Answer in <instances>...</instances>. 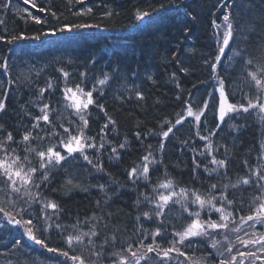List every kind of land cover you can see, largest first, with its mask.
<instances>
[{
    "label": "trees",
    "instance_id": "obj_1",
    "mask_svg": "<svg viewBox=\"0 0 264 264\" xmlns=\"http://www.w3.org/2000/svg\"><path fill=\"white\" fill-rule=\"evenodd\" d=\"M6 3L9 0H0V21H3L0 37H4L0 39V63L5 58L8 63L7 70L0 68V100L5 104L0 111V135L5 140L12 133L13 141H6L7 155L27 156L30 166L38 168L39 157L25 148L39 151L55 146L65 154L59 140L66 134L59 125L76 134L82 124L64 95L65 88L75 89L76 85L93 92L94 103L83 113L88 120L84 131L86 136L94 138L91 142L97 147L85 150L92 164L75 153L62 161V166L51 169L47 181L41 182L37 172L34 179L41 187L27 185L32 194L39 193L31 207L0 176V207L16 219H21V215L23 219H32L34 231L49 247L82 255L88 264L93 260L101 264L91 255L88 237L73 251L64 241L66 235L88 232L95 225L99 235L92 239L97 249L109 239L103 259V264H109L116 257L108 253L126 248L128 243H133L136 250L141 239L145 244L151 243L152 237L144 239V236L157 227L162 228L157 242L169 247V242L175 239L173 232L182 231L195 219L175 203L166 208L163 225L157 226L153 219L142 215L154 208L144 197L155 199L153 188L165 179H172L176 189L195 190L205 197L211 185L217 184V189L211 190L218 198L214 203L220 205V193L226 191L228 198L235 201L233 205L224 204L233 220L252 214L251 210L259 202L253 203V198L260 195V190L254 186L256 178L251 173L264 172V167H259L264 166V124L254 111L242 112L223 122L219 120L220 98L211 69L218 50V29L213 22L223 25V16L231 12L234 27L244 25L217 65L216 76L224 80L229 102L246 104L242 92L249 93L250 97L260 94L247 77V71L255 70L256 63H264V0H73L71 4L68 0H36V8L24 0H10V7L5 9ZM39 8L45 11L40 12ZM88 8L92 12L84 14ZM137 11H149L150 16L144 22L137 21ZM28 12L42 23L36 24L28 18ZM108 12L112 15L107 16ZM81 23L99 27L42 35L49 29ZM13 35H40V39L8 43ZM234 50L241 51L242 55L233 56ZM245 58H252L253 65L246 67ZM104 74L110 79L100 85L98 81ZM41 89L45 90L43 95ZM137 91L143 99L137 98ZM204 101L209 106L199 124L187 119L173 129L169 138L160 135L175 125L177 114L184 116L188 104L199 110ZM44 104L49 105L52 124L40 121V126L33 128L34 118L41 115ZM99 105H103V111ZM29 131L34 139L22 142L23 135ZM53 131L59 135H53ZM201 136L208 139L202 140ZM161 142L164 143L162 151ZM101 143L103 148H99ZM121 144L125 147L121 148ZM149 152L152 153L149 159L155 160L149 165V178H130L128 173L133 167L141 166L142 157ZM213 157L225 160L226 165L212 164ZM94 164L102 165L103 170L93 167ZM250 176L252 186L240 183L232 187ZM69 178L80 187L67 190ZM225 184L229 186L227 189L223 188ZM46 201L55 202L58 210L42 211ZM186 203L193 205L190 200ZM190 206L189 211L193 212ZM21 208L28 211L17 215ZM208 214L203 211L201 220L211 217L219 221V214ZM45 216L51 217L47 224L52 226L47 231H44ZM6 219L0 213V264H72L59 253L29 241L22 228L11 226ZM56 224L61 227L57 228ZM112 235L116 236L114 245ZM17 240L21 241L19 247L14 244ZM192 241L191 246H181L186 256L219 264L205 241L196 238Z\"/></svg>",
    "mask_w": 264,
    "mask_h": 264
},
{
    "label": "snow or ice",
    "instance_id": "obj_2",
    "mask_svg": "<svg viewBox=\"0 0 264 264\" xmlns=\"http://www.w3.org/2000/svg\"><path fill=\"white\" fill-rule=\"evenodd\" d=\"M68 2L71 4L73 3V0H68ZM76 2H81V0H76ZM25 4L31 3L32 8H36V0H24ZM225 7H228L227 4L224 5ZM10 7V0L9 3L4 4V8L7 9ZM161 8L164 7L162 4L160 6ZM40 12H44V8H39ZM51 12V15L53 17H57V14L55 12H52L50 9L48 10ZM153 11H158V9H153ZM92 12L91 8H88L84 14H89ZM79 15L80 13H76ZM107 16H111L112 13L108 12L106 13ZM28 18L33 20L36 24L42 23V21L32 15L31 12L27 13ZM150 16L149 11H137L136 12V20L137 21H143L146 17ZM0 23H3V21H0ZM214 27L217 29H220L223 27V33L222 36L218 39V50L217 54L215 56V63L211 64V69L213 74L215 75L217 65L221 63L222 57L226 55V49L230 48V41L234 40V35L239 36L241 31L244 28V25H240L239 28L234 27V17L232 16L231 12L226 13L223 16V25L216 24L213 22ZM91 27H99V25H90V24H73L71 26L68 25H62L59 28L56 29H49L46 32H43L42 35H53L55 36L57 32L64 33V32H72L73 30H79V29H85V28H91ZM249 30L251 29V26H249ZM219 35V34H218ZM0 39H4V37H0ZM26 39H33V40H39L40 35H34V36H25V35H13L10 39L7 40L8 43H14L19 40H26ZM241 51H233V56H241ZM262 56H264V51H262ZM229 60L232 59V57H228ZM207 63V61H206ZM244 63L246 67L252 66L254 61L252 58H245ZM0 68H3L7 70L8 63L7 58H5L3 63H0ZM186 71V70H184ZM83 75V74H82ZM64 76L67 77L68 73L65 72ZM247 77H250L251 81L254 82V85L256 86L257 92L260 93L259 95H255L254 97H250L249 93H243L242 95L244 99L246 100L245 103H231L229 102L228 95L225 92L224 88V80L222 78L217 77L219 80V120L221 122L224 121L225 116L230 112H239L243 111L245 113H248L250 110H258V113L264 114V63H256L255 70L247 71ZM110 79V76L108 74H104V78L100 79L98 83L100 85H104L108 82ZM151 79V77H149ZM48 87H51V84L48 85ZM45 90L41 89V95H43V92ZM138 99H143V95L140 92L135 93ZM64 95L66 100H70L71 104L69 107H72L75 109L76 113L79 116V120L82 122L81 126L78 127L76 134H72L69 130V128H64L63 124H60L59 127L63 128L64 133L66 134L64 138L59 140V144L62 146V148L65 150V154H62L61 151H58L55 146H49L45 150H37L35 148L27 147L25 148L26 152H35L36 155L39 157V167L30 166L31 162L28 161V157H20L19 155H7V142L13 141L12 133H8L5 137L4 141H0V149H3L6 153V156L4 159H0V175H2L5 178V183L11 188V190L17 194H19L20 199L24 200L25 197H29L28 200H25V203L28 204L29 207H31V201L36 200L39 196V193L32 194L27 187V185H33L35 188L39 189L41 187V183H37L34 179L37 172H40V180L41 182H45L49 179V172L53 168H57L59 166H62L61 162L66 161L70 157H73V154L79 153L83 156V159L88 161V163L92 164V160L89 158V156L85 153V150L87 148H96L97 145L95 143H92L91 141L94 139L92 137H88L85 135V129L88 127V120L86 119L85 115L83 114L85 110L89 108L90 105L94 103L93 100V92L92 91H85L83 88H81L79 85H76L75 89L73 88H65ZM235 95V93H233ZM208 101H204L203 107L199 110H194L191 104H188L186 111L187 115L189 117H193L195 122L199 124L201 120V116L204 114V111L208 108ZM100 109L103 111V105H99ZM5 108V104L2 100H0V111H3ZM40 116L35 117L36 123L33 124V128H38L40 126L39 122L44 121L46 124H52V121L50 120V108L48 104H44L43 107L40 108ZM107 115V113H105ZM178 118L175 121V125H181L184 122V117L181 114H177ZM262 120H264V116L260 117ZM109 121L112 124H115V121L109 117ZM175 125H170L166 131H162L160 135L167 139L169 138L170 133H173V128ZM2 127V126H0ZM55 127V126H54ZM219 127V125H217ZM104 128H107V124L104 125ZM103 131V129H101ZM53 135H59V133H56L53 131ZM214 134V133H213ZM199 135V133H197ZM139 136V134H137ZM31 139H34L32 137L31 131L26 132L22 137V142L29 143ZM43 139V137H41ZM103 139V137H101ZM200 139L207 140L208 137L201 136ZM184 143H187L186 141ZM104 144L101 143L99 145V148H103ZM121 148L125 147V144L120 145ZM150 147V146H149ZM161 151L164 148V143L161 142L159 145ZM210 148V146H209ZM113 152H116V148L112 149ZM12 153H15V149H12ZM150 156H152V153L149 152L148 155H145L142 157V165L139 167H133L131 171L128 173L130 178H140L143 177L145 180L149 178L148 174L150 171L149 165L150 163L155 162L154 158L153 160H150ZM27 162V164L25 163ZM212 164L219 165L221 167H224L226 165L225 160H217L215 157L212 158L211 161ZM247 163V162H245ZM93 167H97L100 170H103V166L99 164H94ZM199 167V165H197ZM264 167V166H259ZM207 170V169H206ZM251 172V169H250ZM252 176L256 178L255 181V187L260 190V195L253 198V203L256 201H260L257 206H255L254 209L251 210L252 214L247 215V217H241L242 221H252V227L255 229L256 225H264V183H260L264 181V172L262 171H255L251 173ZM20 183V186H17V183ZM242 183L243 185L252 186L253 180L251 176L249 178H244L241 181H238L237 184L232 185L233 188L237 187L238 184ZM80 187L78 184H74L72 179H68L66 181V188L67 190H71L72 188ZM101 188H103V185H100ZM217 184L211 185V190L217 189ZM229 186L227 184L223 185L224 189H227ZM23 188V191H22ZM160 189H163L164 191H159ZM174 189V182L172 179H165L163 181H160L154 188L153 192L155 193V199H152L148 196H145L144 199L148 201L149 204H153L154 208L151 209V211H145L142 213V215L145 218L152 219L153 216L156 218L157 222L160 225H163L164 223V217H165V210L169 206L170 203L180 204L183 211L188 212L189 216L196 217L195 219H192L190 223L186 225V227L183 228L182 231H175L173 232V236L177 237L178 239H174L169 242V247H162L160 243L157 242L156 238L161 236L162 234V228L157 227L153 232L148 233L144 236V239H147L148 236L152 237V242L145 244L144 240L141 239L138 241V246L136 247V250H133V243H128L126 248H122L119 251H113L108 253L107 255L110 257H116L114 260H110L109 264H129V260L127 256L122 255V252H127L130 254V256L134 260V264H140V261L142 259H147L148 253H156L157 257L160 261H166L171 260L172 257L170 256V253H177L178 256H184L186 260H191V257H188L185 255V252L181 250L180 246H191L193 243L191 238L195 237H203L209 235V229L216 230L220 228H227V223L220 222L218 223L215 220H212L209 218L207 221H202L200 219V212H190L187 207V200L188 195L191 193V196L194 197V199L191 200L192 204H197L201 209L205 207V205H209L212 209L215 210V212L220 214V221H227L230 216H232L231 212H226V209L224 207V204L227 205H233L235 201L233 199L228 198V193L226 191H221L219 196L220 206L217 207L216 203L214 201H217V196L213 194V192L210 190L207 194V196H202L199 194L198 191L190 190L187 188H180L179 192H176ZM179 197V198H178ZM176 198V199H174ZM99 203V202H97ZM47 209H52L55 213L58 210V205L55 202L52 201H46L43 203L42 211H46ZM28 208H21L17 212V215H21L24 212H27ZM0 213L4 214V217L7 218V221L9 224H15L23 229V234L34 243L42 246L43 248L47 249V251L52 253H59L63 257L66 258V260L71 261L72 264H88V261L85 260V258L82 255H70L69 251L60 250L57 248L49 247L48 244L45 242L44 239L39 238V236L36 234V231H34V225L32 219H23L21 215V219H16L11 212L6 211L4 207H0ZM109 216H111V213H108ZM45 223L46 227L44 231H47L49 227L52 225L47 224V220L51 219L50 216H45ZM139 219V217H137ZM57 228H60L61 225L56 224ZM74 228H76L75 225H73ZM238 231L239 229H235ZM99 233L95 230V225L93 228H91L88 232L79 231L78 234H72L69 233L64 237V241L67 244L68 248L71 250H75V247L77 245L84 244V238L88 237L87 245L91 246V255L96 257L98 260H100L101 264H103V259L105 257V249L106 246L109 243V239L106 238L102 243L99 244L98 249L95 241L92 239V237H97ZM113 245L116 241V236L112 235L110 237ZM185 241H188V245H185ZM216 241L213 240L211 246L213 248L216 247ZM262 244L264 243V234H261L259 239L257 240H248L244 241V244ZM14 244L19 247L21 245V241L17 240L14 241ZM143 250V251H141ZM227 251L230 253L231 248L229 247ZM259 252H264V247H261L258 249ZM241 256H251L255 259L259 260L261 259L260 256L257 255L256 251H249L247 253H240ZM232 261H235L236 257L232 256ZM91 264H96V260H93ZM193 264H200V261H193ZM220 264H229L226 260H221Z\"/></svg>",
    "mask_w": 264,
    "mask_h": 264
},
{
    "label": "rangeland",
    "instance_id": "obj_3",
    "mask_svg": "<svg viewBox=\"0 0 264 264\" xmlns=\"http://www.w3.org/2000/svg\"><path fill=\"white\" fill-rule=\"evenodd\" d=\"M222 33H223V27L221 29H218V31H217V34H219L218 39L220 38V36H222ZM215 88H219V81L217 80V78H215ZM242 112L243 111L230 112L228 114H235L236 115V114H240ZM255 113L258 114L259 117L264 116V114L258 113V110H255ZM192 118L193 117L190 118L191 121H192ZM184 119H187L186 114L184 115ZM261 122H264V120L261 119ZM0 140L4 141L1 139V135H0ZM263 151H264V149H263ZM5 154H6L5 151L3 149H0V159H4L6 156ZM263 159H264V154H263ZM0 176L2 178H4L2 175H0ZM260 183H264V181H262ZM17 186H20L19 181L17 183ZM25 187H27V186H25ZM173 190L176 192H179V189L174 188ZM22 191H23V188H22ZM28 199H29V197L24 198V200H28ZM174 199H176V198H174ZM192 199H194V197H192L191 193H189L188 200L191 201ZM32 202H33V200L31 201V203ZM198 206H197V204L191 205V208H193V212L199 211L201 215L203 214V211H208L209 214H211L212 212L217 213L209 205H205V207L203 209H201V208L198 209ZM219 206L220 205H217V207H219ZM217 214H219V213H217ZM232 217L230 216L227 221H220V219H219V221H217L218 223H220V222L227 223V225H228L227 228H220V229H216V230L209 229L208 230L209 231L208 236L195 237V238L205 241L210 246V248L214 252V255L216 256V259H218L219 264H220V261L222 259L228 261L229 264H264V252L258 251L259 248L264 247V243H262V244H251V243H249L247 245L244 244V241L259 239L260 235L264 234V225H256L255 229H253L252 227H250V225H252V223H253L252 221H246L245 222V221H242L239 219L233 220ZM207 218H209V217H207ZM152 219H153L154 223L158 226L159 223L157 222L156 218L153 216ZM202 221H207V220H202ZM14 226H16V225L14 224ZM16 227H18V226H16ZM235 229H239V230L236 231ZM175 239H178V238L175 237ZM191 239H193V238H191ZM213 240H215L217 242L215 248H213L211 246ZM229 247L231 248L230 253L227 251V249ZM141 251H143V250H141ZM249 251H256L257 255L260 256L261 259L257 260L251 256H246V255L241 256L240 255V253H242V252L247 253ZM121 254L128 257L129 264H134V260L130 256L129 253L122 252ZM170 256L172 257L171 260H166V261L162 262L159 260L156 253H154V252L148 253L147 259H142L140 261V264H193V261H200V264H210L206 259L186 260L184 256H178L177 253H175V252L170 253ZM232 256L236 257L235 261H232V259H231Z\"/></svg>",
    "mask_w": 264,
    "mask_h": 264
},
{
    "label": "bare ground",
    "instance_id": "obj_4",
    "mask_svg": "<svg viewBox=\"0 0 264 264\" xmlns=\"http://www.w3.org/2000/svg\"><path fill=\"white\" fill-rule=\"evenodd\" d=\"M189 206H190V205H187L188 209H189ZM190 207H191V206H190ZM199 208H200V207L198 206V209H199ZM225 208H226V207H225ZM187 214H188V212H187ZM210 218H211V217H210Z\"/></svg>",
    "mask_w": 264,
    "mask_h": 264
}]
</instances>
